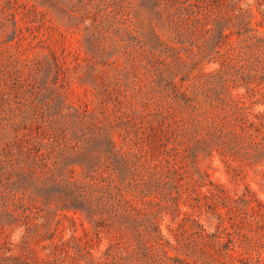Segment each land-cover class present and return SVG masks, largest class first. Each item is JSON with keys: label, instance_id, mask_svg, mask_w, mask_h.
Masks as SVG:
<instances>
[{"label": "rangeland", "instance_id": "374dc122", "mask_svg": "<svg viewBox=\"0 0 264 264\" xmlns=\"http://www.w3.org/2000/svg\"><path fill=\"white\" fill-rule=\"evenodd\" d=\"M0 264H264V0H0Z\"/></svg>", "mask_w": 264, "mask_h": 264}]
</instances>
